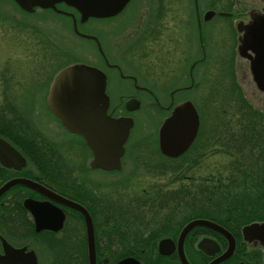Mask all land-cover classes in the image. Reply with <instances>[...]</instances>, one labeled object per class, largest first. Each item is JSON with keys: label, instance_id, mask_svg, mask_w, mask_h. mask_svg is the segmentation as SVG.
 Masks as SVG:
<instances>
[{"label": "rangeland", "instance_id": "rangeland-1", "mask_svg": "<svg viewBox=\"0 0 264 264\" xmlns=\"http://www.w3.org/2000/svg\"><path fill=\"white\" fill-rule=\"evenodd\" d=\"M0 1H2L0 4V100L1 115H5L7 119L2 118V128L10 132L17 131L12 125L15 123L10 119L19 117L20 130L31 131L34 126L30 123V115L38 119L40 112L44 114L45 92L57 69L73 62L90 64L98 62V49L92 40L72 33L70 19L68 20L66 16H57L42 10L26 15L15 7L11 0ZM199 5L202 11L211 8L218 12L233 11L235 15L233 17L216 15L205 23L202 31L201 15L198 11L196 14L192 0H133L126 10L113 20L91 19L80 27L83 33L99 35L110 56L116 57L118 63H124V71L134 74L139 82L152 90L157 97L159 96L164 104L169 100L173 88L187 80H184V74L188 76L185 70H188L192 60L198 57L193 67L199 62L209 63L207 69L197 72L195 77L197 83L192 90L176 93L178 96L195 99L200 114L204 110L210 122L218 113L223 116L224 108L228 109L218 128L214 131L208 130V135L205 137L208 144L207 142L205 146L197 144L191 151L190 157L195 159V162L190 160L185 163L181 160L183 164L180 163L183 167L179 171L182 177L178 176V190L197 191L200 186L208 189L205 191V196L201 197L203 200L200 198L196 203L191 200L194 213L204 212L206 208L216 205L213 203L216 200L210 204L207 197L209 189L215 187L218 188L216 194L229 197L241 195L237 193L253 186L242 195L255 197V181L251 171L259 153L264 149V142L261 140L259 147L252 146L251 141L255 143L256 136L250 137L252 140L245 144L244 150H238L236 146H232L233 141H230V134L244 133L239 121L236 120L239 117L236 111L240 106L237 105L235 94L231 90L232 75L235 81L237 78L248 101L263 113L257 114L260 118L256 117L259 121L256 128L259 132L258 137L262 135L261 139L264 140V134L260 131L264 124V91L257 87L250 71L249 61L237 52L238 32L234 28L238 18H246L250 9L264 8V0H199ZM147 27L143 35L142 31ZM140 34L143 36L137 42ZM201 37L206 46V61L200 59ZM130 45L132 47L123 55V51ZM110 75L112 81L109 92L116 101L118 91H131V89L125 83L127 80L119 79L112 71ZM146 93L140 91L141 96L147 95ZM163 112L164 110L156 104L153 108L146 106L139 110L136 114L137 125L132 132L134 141L149 143L153 138L156 139V131L158 132V125L164 116ZM47 115L45 112V116ZM247 119L246 117L244 120L248 122ZM47 130L49 135L56 138V130ZM202 136L203 133L200 138ZM71 138L73 142L62 148L44 146L47 153L55 154L61 158V161L64 160L72 165L43 174L46 179H50V182H55V185L58 182L69 192L73 189L84 190L87 184H91L85 172L86 156L89 153L83 144L76 141L78 138L75 136ZM251 147H254L252 151ZM145 158L150 157H147L146 152L143 151L138 158L139 163L145 161ZM243 160H248L242 165L245 167L242 168L244 171L235 169ZM144 163L138 165L135 174L143 168L141 165ZM45 169H48L47 166H44ZM157 174L158 171L152 168L150 175ZM169 175V173L165 174V176ZM232 181L234 183L237 181L239 184L232 185L230 184ZM251 200L248 198L244 202L250 204ZM226 208L222 206L220 213L224 212L226 215ZM261 212L264 213V208Z\"/></svg>", "mask_w": 264, "mask_h": 264}, {"label": "flooded vegetation", "instance_id": "flooded-vegetation-1", "mask_svg": "<svg viewBox=\"0 0 264 264\" xmlns=\"http://www.w3.org/2000/svg\"><path fill=\"white\" fill-rule=\"evenodd\" d=\"M102 64L107 65L104 58ZM111 69L120 72L118 67ZM128 76L133 84L131 91L125 92L128 97L140 99L141 106L154 107L153 104L157 102L155 97L139 88L131 78L133 75ZM140 91H146L147 95L141 96ZM109 94V112H113L115 117L132 116L137 124L136 114L139 110L128 111L127 106L121 103L123 98L112 101V94ZM156 106L163 109L158 104ZM1 114L0 100V136H3ZM30 141L28 147L17 146L20 156L17 153L4 154L8 164L3 166L0 161V185L28 178L44 184L60 196L85 205L95 226L96 264H264V245L256 239L244 238L243 225L238 224L232 216L224 212L217 217H208L205 212L194 213L191 198H186L187 192L178 191L176 159H161L163 155L157 157L155 144L134 141L131 133L118 169H93L87 161L85 172L93 184V192L84 198L43 176L48 170H44V166L48 168L56 156L53 154L52 160L40 162L41 165L35 167L31 157L37 146ZM2 147L0 144V158ZM143 151L150 158L139 163L138 158ZM141 163H144L141 165L143 168L135 174ZM152 168L158 171L157 175H150ZM145 169L148 171L145 172ZM168 173L170 175L165 176ZM37 204L48 208L42 222L50 227L38 229L34 211ZM184 205L190 206L184 208ZM197 218L212 220L230 232L232 237L210 226L197 225L179 240L181 230ZM54 226L59 228L55 229ZM39 244L46 248L43 250ZM36 245L39 248L36 249ZM65 247L71 248V251L60 250ZM38 249L46 251V259L55 254V250H60L67 253L74 264H89L85 216L81 211L19 183L0 196V264H23L20 261L28 264L31 250H35L41 258ZM14 250H21V255L14 254Z\"/></svg>", "mask_w": 264, "mask_h": 264}, {"label": "water", "instance_id": "water-1", "mask_svg": "<svg viewBox=\"0 0 264 264\" xmlns=\"http://www.w3.org/2000/svg\"><path fill=\"white\" fill-rule=\"evenodd\" d=\"M25 12L33 13L38 9H53L63 14L75 16V13L57 7L65 3L75 8L80 13L82 23L92 18L114 17L120 14L132 0H14ZM196 7L198 9V1ZM215 11H208L205 19L215 15ZM220 15H231L220 12ZM251 19L245 24L243 21L237 24L241 33L239 36L238 52L242 57L249 59L250 70L257 87L264 91V11L252 9ZM75 24L77 23L74 18ZM75 33L86 39L96 40V36L87 35L77 31ZM100 53L106 57L102 46L97 43ZM108 61V60H107ZM175 91L171 92L172 100ZM47 105L70 130L82 137L88 147L96 153L91 161L92 168L107 170L118 169L121 165V157L125 151V144L129 139L131 129L134 126L133 117L113 118L108 114L110 97L107 93V74L96 65L85 62L70 64L60 70L54 77L47 96ZM141 102L137 99L128 101V109L136 110ZM173 105V101L170 107ZM200 116L196 106L190 99L176 104L170 116L166 117L159 128L161 148L170 156H179L185 153L195 141L200 129ZM8 164V161H7ZM11 182H20L32 186L39 192L59 200L70 207L83 213L87 225L92 221L86 207L79 202L69 200L41 183L20 179ZM48 208L37 204L34 211L38 228L50 227L44 225L43 215ZM41 224V225H40ZM197 225H205L226 232L223 227L206 219H194L186 227L185 231ZM55 229L59 228L54 226ZM245 237L256 239L264 245V222L252 223L245 226ZM88 249L90 264H95V238L91 230L88 235ZM13 253H18L14 250ZM21 255V254H17ZM121 262L120 264H124Z\"/></svg>", "mask_w": 264, "mask_h": 264}, {"label": "bare ground", "instance_id": "bare-ground-1", "mask_svg": "<svg viewBox=\"0 0 264 264\" xmlns=\"http://www.w3.org/2000/svg\"><path fill=\"white\" fill-rule=\"evenodd\" d=\"M11 1H12L13 5H16V2L14 0H11ZM192 1H193V3H196L195 0H192ZM197 1H198L197 3L199 4V0H197ZM1 3H2V1H0V4ZM15 7H17V6H15ZM124 11L125 10H123L120 13V15ZM208 11H215V10L209 8V9H207L204 12L207 13ZM56 15L57 16H59V15L66 16L68 18V20L70 19V21H69L70 27L74 30V32H75V28H76L77 31L83 33L80 30V27H81L82 24H86V23H82L80 21V16L79 15L76 14L75 16H72V15L63 14L62 12H57V11H56ZM74 18H76V20H77L76 24L74 22ZM113 18H116V17L112 16V17H107V18H102V19H110V20L112 19L113 20ZM212 18L213 17L204 19L203 17H200V23H201V26H202V31H204L205 23L210 21ZM242 21L245 24H247V22L244 19H239L238 20V22H242ZM84 34L91 35V36H96L97 37L96 40H94V39H91V40L93 42L99 43L102 46L103 50L107 51L106 48H105L103 39L99 35H97V34H88V33H84ZM131 47H132L131 45L129 47H127L123 51V55ZM204 63H206V62H203V63L199 62L198 65H196L195 67H193L194 63H189L188 70H185V73H188L187 74L188 76H186L184 74V80L187 79L186 81H188L190 79H194V77H196V74H197L198 71H202L203 69H207L209 63L208 62H207V64H204ZM122 65H124V64H122ZM103 66H104V71L107 74V88L109 89L110 82L112 81V76L110 75V68H115V67H118V66H116L115 64L110 63V62L108 63V66L106 64H104ZM121 66L118 67L120 72H115V71H113L114 69L111 70V71H113V73L117 77H119V79L127 80L125 82V83H127V86L133 87L132 81L129 80L130 76H128V74H130V73H126L124 71V68H121ZM125 66H126V64H125ZM130 75H133V76H131V78L134 79V81H135V83L137 84L138 87H142L143 86L139 82L138 78L134 74H130ZM174 91H175V93H179V92L183 91V88L182 87H180L179 89L176 88ZM125 92H129V91H124V92H122V91L119 92L118 91L116 93V101H120L123 98L121 103L123 105L125 104V106L128 107V101L131 98L128 97L129 95H127V93H125ZM112 101H113V99H112ZM172 101H173V104H176V103L178 104L179 103L178 101H183V99H181V98H173V100H172L169 97V100L167 102H165V104L171 105ZM110 107H111V105L109 106V108ZM45 112L48 114L47 116H45ZM236 114L239 115L238 118L241 117V119H246V117H244L243 114H241V113H236ZM242 116H243V118H242ZM32 124H33L34 128L31 131L30 130L22 131L20 129H17V127L15 125H14V127H15V129L17 131H13V132H10L7 129L1 128V132H2L3 136H0V144H2L3 147H2V150H1L2 155H1L0 161H1L3 166H7V159H8V158H6L7 156H4V154L5 153H7V154H11V153L15 154V153H17V155L20 156L21 153L16 149V148H18L17 146H19V145H23L24 147L30 146L31 145V141L30 140H32V142H33L34 133H35L34 131H36L37 133H39L42 136V138L38 141L39 144H35L33 142L34 146H37V148H35V154L31 157L33 165L35 167L40 166L41 164H39V163L40 162H45V160H46V159L43 158V155L41 153V150L44 149V146L51 145V146L56 147V148H62V146L66 145V144L70 145V143L73 142V140L71 138L72 136H73V138H74V136L77 137L76 133L73 132L72 130H70L69 128H67L66 126H64L63 122L57 116L54 115V113L50 110V108L47 105H45V107H44V114H42L40 112L39 118L38 119L34 118ZM51 126H54V127L51 128ZM47 129L56 130L55 132L57 133V135H55V136H56L57 139L55 137H52L51 135H49V132H47L48 131ZM67 134H70L72 136L68 137L69 135H67ZM149 134L154 135L153 133H149ZM150 142H152L151 145H153V144L156 145L155 148L158 151L157 157L162 156V155H163V157H160L161 159H170V158L173 157V156L167 155L163 151V149L161 148L162 146L160 144V139L157 136H156V139L153 138ZM152 152L155 153V151H152ZM187 153L188 152H185L182 155L175 156L176 157V161H177V173L180 171L179 170L180 163L183 164L181 162V160L182 161H188V160L190 161V159H192V157H190L191 156L190 153L189 154H187ZM121 161H122V158H121ZM250 161H253V160H250ZM45 165H46V163H45ZM63 166L64 167L65 166L69 167V166H72V165H69V163L64 161V160L61 161V158L56 156L54 158V160L51 163H49L47 173H51V172H53V171H55L58 168L63 167ZM20 179H23V178H20ZM20 179H18V180H20ZM24 179H28V178H24ZM15 180H17V179H15ZM11 181H13V180H11ZM11 181L4 182V183H2L0 185V196H1V194H3L5 191H7L12 186L20 183V182H11ZM99 181H103V180H99ZM21 184H24V183H21ZM25 185H27V184H25ZM42 185H44V184H42ZM27 186H30V185H27ZM30 187H32V186H30ZM45 187H47V186H45ZM71 192L73 194H76V195L80 196V197L86 198V197H89V194L91 192H93V185H91V184L88 185L87 184V186L84 187V190L78 191V190L73 189V190H71ZM55 193H57V192H55ZM81 205H83V204H81ZM83 206L86 207L85 205H83ZM87 211L89 212L88 209H87ZM204 212L206 214L208 213V215H207L208 217L209 216L210 217H217L218 215L221 214L220 212H222V210H221V206L215 205L213 207L212 206L208 207L207 211H204ZM256 212L257 213L254 212L253 215L251 214V216L242 215V217H241V221L242 222H237L238 224L243 225L242 234H243L244 238H245V229H244L245 226L250 225L252 223H262L263 222V219H261L262 218L261 216L263 214L261 212V210H256ZM107 216H108V214H107ZM201 219H205V218H201ZM206 220L212 221V220H210L208 218H206ZM189 223L190 222H188L186 224V226L184 227V229L181 230L180 235H179V240H182V238L188 233V231L192 229V228H190L189 230L185 231V229H186V227H187V225ZM91 230L94 232V238H95V226H94L93 221H91L88 225H87V222H86V233H87V235H89V232ZM224 233L227 234L228 236L232 237L230 232L226 231ZM39 245H40V248H42L43 250L46 248L45 245H44L45 247L43 245H41V244H39ZM37 248H39L38 245H36V249ZM70 249L65 247V248H62L60 250L61 251H66V252H70L71 251ZM43 250L38 249V251L41 253L40 254L41 258L38 257V254H37V252L35 250H31L29 252L31 255L29 256L28 264H74L73 261L70 259V257H67V255H66L67 253L64 254V252H60V250H55L56 253L55 254H51V257H49V258L47 257V259H46L47 254H46V251H43ZM17 251H18V253H16V254H21L22 253L21 250H17ZM230 252H231V250H230ZM88 256H89V249H88ZM20 262H22L23 264H26V261L25 262L24 261H20ZM89 264H90V259H89ZM95 264H96V260H95Z\"/></svg>", "mask_w": 264, "mask_h": 264}, {"label": "trees", "instance_id": "trees-1", "mask_svg": "<svg viewBox=\"0 0 264 264\" xmlns=\"http://www.w3.org/2000/svg\"><path fill=\"white\" fill-rule=\"evenodd\" d=\"M231 90L233 91V93L235 94V99L237 100V105L240 106V108L236 111L238 113L243 114L244 117H247L248 122L244 119L238 118L236 120L239 121L241 130H244V133H240V134H235L232 133L230 134V138H231V142L233 141V145L232 146H236V148L238 150H244L243 147H245L246 143L251 141L252 138H250L251 136H256L255 139V143H253V140L251 141L252 146H260L261 143H259V140L263 141L261 139V136L258 137V130L256 128V125H259V121L258 119L256 120L257 114L258 113H262L258 108H255L246 98L241 86L238 84L237 80L235 81L234 76L232 75V85H231ZM228 109L224 108L223 110V116H221L219 113L217 115H215L214 119H212V121L210 122L207 117H206V113L205 111H203L204 115V121H203V129H202V133L204 136H202L199 140V142L197 143L198 145L201 144L202 146H205V142H207L208 144V140L205 139V137H207L208 135V130L212 129L214 131L215 128H218V125H220L219 122H222V118H224L225 114L227 115ZM263 114V113H262ZM242 116V118H243ZM3 119H6V116L3 115L2 116ZM257 118H260L259 116ZM12 120L17 127V129H20L21 125H20V118L17 117L16 119H10ZM209 121V122H208ZM243 121H245L246 123H243ZM229 127V126H228ZM261 134H264V124H262V128L260 129ZM34 138H33V142L35 144H39L38 141L42 138V136L37 133L36 131H34ZM240 135V136H238ZM254 147H251V151ZM41 153L43 155V158L46 160H52V155L51 153H47V151L45 149L41 150ZM191 152H188L187 154H189ZM186 155V154H185ZM190 160H194L195 159H190ZM189 161V160H188ZM188 161H185V163H187ZM246 162H248V160H243V162L241 164H238L235 169L238 170H243L242 165L245 164ZM253 165V164H252ZM183 166H179V170L182 168ZM188 167V166H187ZM252 174L254 176V187L256 190V196L255 197H251L249 195H242L243 192L250 190L251 188L246 187L244 189H242L243 191H239L237 194L241 193V195H234V196H220L218 194H216L218 188L215 187L213 189H209V194L207 197H209V202L210 204L213 203L216 204L217 206H223L224 208L227 209L226 214L232 216V218L236 221V222H242L241 221V217L242 215H246V216H251V214L253 215L254 212H256L257 210H261L262 208H264V149L259 153L258 158L256 159V162H254V165L252 166ZM247 175V174H246ZM249 175L251 176V174L249 173ZM178 176L179 178L182 177L181 173L178 172ZM237 182V181H236ZM234 183V181H232L230 184L232 185H237L239 184V182ZM245 185V184H243ZM247 185V184H246ZM245 185V186H246ZM200 189L197 191H190L191 195L187 192V195L190 196L191 200H194L195 203L197 201H200V198L205 196V191H207L208 189L200 186ZM255 190L253 189V192L255 193ZM179 191H184L183 189L179 190ZM189 191V190H187ZM186 193V192H185ZM204 194L201 196V194ZM225 198V199H224ZM252 199L250 202V204H247L246 202H244L246 199ZM202 199V198H201ZM203 200V199H202ZM264 220V213L261 216Z\"/></svg>", "mask_w": 264, "mask_h": 264}]
</instances>
